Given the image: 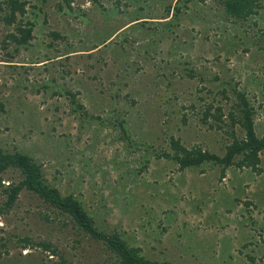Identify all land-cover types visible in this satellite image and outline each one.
I'll return each instance as SVG.
<instances>
[{
	"label": "rangeland",
	"instance_id": "374dc122",
	"mask_svg": "<svg viewBox=\"0 0 264 264\" xmlns=\"http://www.w3.org/2000/svg\"><path fill=\"white\" fill-rule=\"evenodd\" d=\"M58 1H29L32 38L17 51L1 43L14 25L0 22V148L42 163L48 184L146 258L264 264V151L260 172L231 165L222 176L210 162L180 171L155 156L170 151L169 135L221 155L237 91L264 135V0L237 22L222 17L219 0H72L71 10ZM209 103L221 107L220 128L201 120ZM19 177L7 169L0 190ZM58 220L21 190L0 214V264L112 262L100 243ZM24 236L60 255L20 247Z\"/></svg>",
	"mask_w": 264,
	"mask_h": 264
},
{
	"label": "trees",
	"instance_id": "16d2710c",
	"mask_svg": "<svg viewBox=\"0 0 264 264\" xmlns=\"http://www.w3.org/2000/svg\"><path fill=\"white\" fill-rule=\"evenodd\" d=\"M29 1L0 0V22L4 26L14 25L12 30L2 37L1 43L10 42L13 44V52L17 51L19 46L26 47L32 38L34 20L26 16ZM91 1L97 2L98 0ZM183 1L182 4L185 5L189 0ZM198 1L202 2L204 0ZM71 3L72 0H59L57 5L60 8L64 6L67 10H71ZM219 3L222 6V17L232 22L246 21L257 13L259 7L257 0H219ZM168 9L169 6L166 7V10ZM173 9L174 13H176L179 10V6H173ZM50 34L55 38L61 37L57 32H51ZM187 75L189 77L194 76L191 72L187 73ZM53 93L58 94L60 92L56 91ZM67 94L71 96V99L75 95V93L71 92H67ZM235 96L236 102L232 106L233 110H229L226 114L229 126L225 133L228 138L224 145V152L221 155L197 146H184L180 142L179 137L169 135L167 144L170 151H161L159 152L160 154L158 153L155 156L172 160L180 171L189 167H198L204 162H210L219 167L221 176L226 168L231 165L245 167L256 173L260 172L259 153L264 151V135L258 137L254 132V110L249 105L244 93L237 91ZM212 107H214V110L210 112ZM80 108L81 104H75V110ZM0 109H2L1 102ZM222 116L221 107L212 106L209 103L201 120L205 122L210 118L212 123L207 122V127L220 128V123L223 122ZM182 121L184 122V119ZM234 125H237L242 131V136L235 134ZM41 165L42 163L36 162L27 153L19 150L5 152L0 148V180L2 173L7 169L17 170L20 176L16 182H9L0 190V193L5 195V199L0 206V214L13 205L21 190H25L33 194L46 209L52 212L54 219L59 218L60 227H69L75 236L86 237L100 243L112 257L110 264H168L144 257L141 254L140 247L128 243L118 232L106 231L98 227L92 215L86 210L79 198L72 195V193L62 194L57 187L46 182ZM43 218L49 220L47 214H43ZM19 242V246L22 248H31L37 245L43 251L60 255L56 247L47 241L31 242L30 238L24 236L19 239ZM73 242L79 243V239L73 238ZM250 259L252 260L251 257Z\"/></svg>",
	"mask_w": 264,
	"mask_h": 264
}]
</instances>
